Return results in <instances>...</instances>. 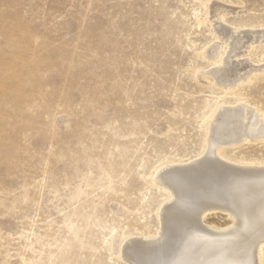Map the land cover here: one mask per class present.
I'll return each instance as SVG.
<instances>
[{"label": "rangeland", "instance_id": "obj_1", "mask_svg": "<svg viewBox=\"0 0 264 264\" xmlns=\"http://www.w3.org/2000/svg\"><path fill=\"white\" fill-rule=\"evenodd\" d=\"M241 37L255 78L231 90L202 55ZM238 101L264 115V0H0V264H126L123 238L157 230L155 168ZM245 143L223 153L264 163Z\"/></svg>", "mask_w": 264, "mask_h": 264}, {"label": "bare ground", "instance_id": "obj_2", "mask_svg": "<svg viewBox=\"0 0 264 264\" xmlns=\"http://www.w3.org/2000/svg\"><path fill=\"white\" fill-rule=\"evenodd\" d=\"M245 42L239 38L229 52L222 42L202 55L219 65L207 73L220 86L235 90L254 80L252 70L243 71L246 64L232 61ZM200 75L206 77L203 72ZM237 103L227 107L218 102L212 108L202 150L190 162L166 161L155 168L150 182L167 193L157 208V230L149 236H125L118 251L123 262L264 264V163L245 162L223 153L226 147L235 149L264 139V115L247 103ZM218 211L227 213L231 225H206V218Z\"/></svg>", "mask_w": 264, "mask_h": 264}]
</instances>
